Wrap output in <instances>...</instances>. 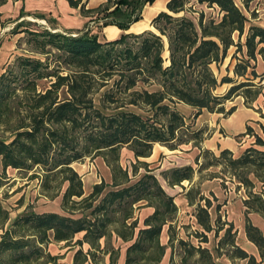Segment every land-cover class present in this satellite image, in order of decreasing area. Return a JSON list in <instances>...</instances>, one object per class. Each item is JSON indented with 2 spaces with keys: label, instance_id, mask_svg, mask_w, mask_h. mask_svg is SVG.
Here are the masks:
<instances>
[{
  "label": "trees",
  "instance_id": "obj_1",
  "mask_svg": "<svg viewBox=\"0 0 264 264\" xmlns=\"http://www.w3.org/2000/svg\"><path fill=\"white\" fill-rule=\"evenodd\" d=\"M66 1L71 7L80 8L83 16L102 22L103 27L115 25L123 34L113 41H101L99 34L90 29L76 35L49 30L33 32L37 52L52 55L55 51L57 67L50 69L40 59L25 58L21 60L20 76L13 79L5 73L0 75V116L10 107L12 94H16L11 83L20 78L26 83L22 98L29 104L26 116L18 118L16 125L6 120L12 138L0 137V157L4 172L8 168L30 172L38 167L45 193L66 183L63 208L67 210L69 204L80 206L81 216L28 209L6 229L9 214L0 209L5 215L0 264H56V257L46 254L45 247L52 240L71 243L81 232L84 236L76 244L87 242L95 247L101 239L115 233L124 242H132L126 264H159L167 249L161 243V233L164 225L173 221L178 207L149 165L139 158L149 157L155 144L176 150L203 141L202 128H195V123L188 121L181 106L192 109L194 121L204 111L231 115L235 108L226 111L224 102L241 90L248 99L264 95L263 87L254 83L264 73L259 74L252 63L259 55L264 59V27L251 24L247 30L250 20L235 0H198L211 8L217 7L220 15L218 21H205L202 14L198 28L190 18L175 16L185 10L188 0H170L168 11L160 12L151 23L158 33L152 30L126 33L143 18V7L155 0H114L113 5L112 0H107L96 8H86L83 0ZM7 2L0 0V7ZM22 14H25L23 7ZM232 47L236 48L232 58L238 59L233 72L242 80L230 76L219 80L212 65L222 63ZM166 51L168 58L164 55ZM64 70L66 75L62 74ZM47 78L53 79L50 86L39 91V82ZM223 84H231L229 91L225 95L216 94ZM64 88L66 96L62 97ZM260 127L264 134V124ZM251 131L248 126L244 135ZM255 143L262 146L264 139L258 135ZM123 148L132 151L137 160L131 171L120 163ZM86 157L103 158L111 170L112 181L102 178L84 196L83 181L73 163ZM201 157L202 152L197 163ZM215 159L225 162L247 188L255 187L250 175L264 181V150L250 147L239 156L223 150ZM209 165L212 164H201L199 171ZM142 167L146 172L140 175ZM195 171L192 165L177 167L164 172V178L170 186L182 185L193 181ZM38 174H32L30 179L41 176ZM59 194L58 191L49 195L56 198ZM196 195L192 188L187 191L189 203L197 204L195 216L204 230L202 239L207 242V233L215 229L210 213L213 204L204 195L198 199ZM141 203L155 209L142 228L139 219H134L135 206ZM244 205L246 236L258 248L263 262L264 233L253 224L249 214L264 215V196L250 193ZM169 230L170 245L176 239L172 224ZM232 230L231 224L227 234ZM178 243L184 249L183 263L197 252L201 260L216 264L208 248L193 246L183 239H178ZM231 247L230 258L259 264L254 255L233 239ZM80 255L79 250L75 264L88 259L87 255ZM113 256L115 264L119 255Z\"/></svg>",
  "mask_w": 264,
  "mask_h": 264
},
{
  "label": "rangeland",
  "instance_id": "obj_2",
  "mask_svg": "<svg viewBox=\"0 0 264 264\" xmlns=\"http://www.w3.org/2000/svg\"><path fill=\"white\" fill-rule=\"evenodd\" d=\"M156 1L157 0L154 2L155 4H146L143 7V18L136 24L134 23L132 27L134 30L144 25H149L148 29L144 31L152 30L158 33L151 23L153 19L162 12L160 9L164 6V3L162 0ZM235 1L244 13L252 18L253 21H263L264 0ZM64 2L65 0H8L5 5L0 7V12L2 13V16L0 17V75L5 73L13 79L15 76H20L22 72L21 60L25 58L40 59L48 63L50 69L57 67L55 51H53L52 55H45L37 52V45L33 40V32H44L49 30L53 33L60 32L76 35L78 34V31H86L87 29H90L92 32L99 34L101 41H113L123 34V31L117 26L108 25L113 27L112 30L116 27L120 31L116 38L110 39L109 37L112 35V32L109 31L110 27L108 28L109 30L106 29V31L105 27L107 26L103 27L102 22H97L96 19L91 20V17L83 16L80 8H73L68 5V2V4ZM106 2L107 0H83L86 8H96L101 4H106ZM113 3L114 0L111 1L110 5H113ZM22 7L24 8L25 14L20 15ZM158 10L159 12L152 17V15ZM164 11H168V9ZM202 14L205 16V21L210 19L218 21L220 19L217 7L211 8L207 3H199L198 0H188L185 10L179 14H175V16L188 17L195 22L198 28H200L199 23ZM94 16L96 17L97 15L94 14ZM20 23H23L24 25L19 27L18 25ZM250 23L251 22L247 25V30L252 24ZM126 33L134 32L128 30ZM235 38L237 39V36H235ZM165 41L166 47H168L166 38ZM235 50L236 48L232 47L229 51V56L222 63L219 65H212V70L219 80L225 76H230L238 81L242 80L235 77L233 72V69L238 62V59L232 58V54ZM164 55L165 58H168V51H166ZM238 56L242 55L239 54ZM252 63L256 64V70L262 75L263 69L262 67L257 68V60ZM62 74L66 75L67 71H62ZM258 80L259 79H256V82L259 83ZM52 81V78L41 80L37 89L39 91L45 90L50 86ZM260 81H264V78H261ZM11 86L16 89V94H12L13 98L10 100V107H7L3 115L0 116V137L6 138L7 140L12 138V135L9 130V124L7 125L6 120H9L11 125H16L18 118L26 116L25 110L29 107L28 102L22 98L23 94H25V81L20 78L18 81L12 82ZM230 87L231 84H223L218 87L215 93L218 95H225ZM65 91V88L61 91L62 97L66 96ZM258 98L253 100L251 96L248 99L241 90L237 95L232 96L224 102V108L228 111L234 107L236 111L239 106L244 105L257 112L259 114L258 116L263 117L262 111L264 109L261 107L262 103L259 102ZM180 110L186 114L189 122L195 123V128H202L203 141L182 145L175 151H171L168 147V149H166L156 146V149L152 152L149 158L139 159V161L145 162L149 165V169L158 177L163 187L170 194L177 197L178 204L180 205L181 210L178 219L176 217L174 223L176 239H174L169 245L172 249L170 264H209L206 259L201 260L200 255L197 252H194V254L183 263V257L185 256L184 249L179 246L178 239H183L196 247L202 246L208 248L213 254L216 264H248V260L246 259L230 258L232 250L231 240L233 239L235 240L236 245L243 248L249 254L254 255L259 264H264V261L261 262L258 248L248 240L244 233L246 224L244 214L246 210L243 208V204L245 200L249 198L250 193H258L264 196V181L261 178L250 175L255 187L247 188L233 175V171L226 167L225 162L220 163L215 159V157H219L220 154L211 151L212 141L210 139L214 136L216 130H218V133L222 134L224 137L228 135L225 132V128H219L217 123L215 124L216 118L225 119L230 115L227 116L224 113H221L211 116L209 112L204 111L202 115L193 121L191 117L193 111L191 108L181 106ZM254 126L255 128L251 127L252 131L248 135L249 137H254L252 139L256 142V136H258L256 131L259 130V127L257 125ZM222 136L219 138H222ZM196 144H198V146H195ZM248 146L249 145L247 144L243 150L250 148ZM199 150L202 152V157L200 158L199 163H197ZM203 150H209L210 153L207 154L203 152ZM136 162L137 160L132 151L127 148L121 150L120 163L123 167L132 169L133 163ZM208 163L212 165L206 166L199 171L201 164L207 165ZM187 165H192L196 170L193 181H185L182 185H176L174 187L169 186L167 180L164 178V172ZM73 167L81 176L83 184L86 187L85 195L90 193L91 187L95 182L100 180V177L103 178L104 176L108 178L109 176L104 160L101 157L93 159L86 157L81 161L73 163ZM145 172L146 170L144 167L139 171L140 175ZM35 173L40 174L38 167H35L30 172L18 171L12 168H8L7 171L4 172L2 163L0 162V209L9 214V219L6 222L5 227H10L16 217L23 214L28 209L35 210L36 212L54 211L76 218L81 216V210H79L80 206H72V204H69L67 210L63 208V194L67 188L66 183L62 184L59 188H51L47 191L48 193H45L42 189L43 176L41 174L38 178L30 179V176ZM53 185L56 186V183H53ZM191 188L197 192V199L200 195H204L212 200L213 205L210 209V213L212 224L215 229L212 232L207 233V242H204L202 239V233L204 232L203 228L196 223L194 218L197 204L195 206H188L186 203H182L184 194L185 197H187V190ZM58 191L60 192L59 196L51 198L49 194H54ZM146 207L147 206L142 205V208L140 207L136 212L139 218L144 217L147 212ZM4 216V213L0 211V233ZM249 216L253 224L258 226L264 233V215L252 212ZM231 224L233 225V230L229 235L226 230ZM178 226L180 227L179 229H177ZM112 228H114V226H112ZM165 237L166 234L161 237L162 242H166ZM77 240L78 239H74L71 243H56L53 241L45 247V253L55 256L56 264H72V262L75 264L76 254L79 250L82 251V256H80L84 257L87 255L88 260H91L92 264H113V255L115 254V256H118L121 250L126 248L124 243H120V241L116 239L115 234L111 237L108 236L105 239H101L95 247H92L87 242L83 245L76 244L75 242Z\"/></svg>",
  "mask_w": 264,
  "mask_h": 264
},
{
  "label": "crops",
  "instance_id": "obj_3",
  "mask_svg": "<svg viewBox=\"0 0 264 264\" xmlns=\"http://www.w3.org/2000/svg\"><path fill=\"white\" fill-rule=\"evenodd\" d=\"M158 1V0H157ZM156 1V2H157ZM163 1V3H164V6L160 9L161 11H164V10H167L166 9V4L170 1V0H162ZM64 3H66V4H68L67 3V1L65 0V2ZM155 4V3H154ZM69 5V4H68ZM159 12V10L158 11H156L153 15H152V17L155 15V14H157ZM248 18H250L248 15H246ZM250 22L253 24V25H258V26H261V27H264V19H263V21H261V22H255V21H253V19L252 18H250ZM137 23V22H136ZM135 23V24H136ZM250 23V24H251ZM134 25V24H133ZM133 25L131 26V28L129 29V31H131V32H134V33H141V32H143L144 30H146V29H148V26H142V27H140V28H137L136 30H134L132 27H133ZM110 27V28H109ZM112 26H107V27H105V30L107 29V30H109V31H111L112 32V35L109 37L110 39H114V38H116L117 36H118V34H119V29L118 28H114V30H112L113 29V27L111 28ZM109 28V29H108ZM106 30V31H107ZM260 67H262V69H263V73H264V59L262 58V56H258V58H257V68H260ZM258 72V71H257ZM259 73V72H258ZM264 78V77H263ZM257 79H259L258 81H259V83L258 82H256V80H254V83L255 84H259V85H261L262 87H263V93H264V81H260V79L261 78H257ZM261 97V98H260ZM259 98H258V100H259V102H261L262 104V108L264 109V95H261ZM262 113H263V116H264V110L262 111ZM215 114H221V113H210V115L211 116H213V115H215ZM259 114L257 113V112H255V111H253L251 108H248V107H245L244 105L243 106H239L237 109H236V111H234L228 118H225V119H220V118H216V121H215V124L217 123V125H218V127L220 128V127H223V128H225V132L228 134L226 137H224V136H222V134H219L218 133V130H216L215 131V134H214V136L210 139L212 142H211V151L212 152H214V153H218V154H220L221 153V151H223V150H230L235 156H239V155H241L244 151H245V149L243 150V148L248 144L249 146L248 147H255V148H257V149H260V150H264V145H257V144H255V140H253L252 138H254V137H249V135L248 134H246V135H244L245 133H246V131H247V127L248 126H250V127H252V128H255V126L254 125H257L258 127H259V130L258 131H256V134L257 135H259V136H261L263 139H264V134H263V132H262V129H261V127H260V125L261 124H264V117H260V116H258ZM212 118V117H211ZM213 120V119H212ZM218 122H219V124H218ZM215 127V126H214ZM218 128V129H219ZM220 136H222V138H219ZM237 139H239V140H237ZM209 140V141H210ZM156 146H160V147H162V148H166V149H168L166 146H163V145H161V144H155L154 145V148H153V151L156 149L155 147ZM152 151V152H153ZM171 151H175V150H171ZM200 152H201V150H199V154H200ZM133 153V152H132ZM238 153V154H237ZM134 154V153H133ZM198 154V155H199ZM150 157V156H149ZM149 157H144V158H139V159H147V158H149ZM2 158L0 157V162L2 163ZM104 164H105V166H106V168H107V170H108V178L107 177H104L103 176V178L105 179V181L106 182H111L112 181V174H111V170H110V168L106 165V163H105V161H104ZM2 166H3V164H2ZM126 168V167H125ZM129 170L131 171L132 169L131 168H129ZM159 180V179H158ZM102 181V177H100V180L98 181V182H95L94 183V185L95 184H98V183H100ZM159 182H160V180H159ZM168 182V181H167ZM160 184H161V182H160ZM169 184V183H168ZM94 185L91 187V191H90V193L92 192V190H93V187H94ZM162 185V184H161ZM170 186V185H169ZM176 186V185H175ZM162 187H163V185H162ZM171 187H174V186H171ZM164 188V187H163ZM165 189V188H164ZM83 190H84V196H87V195H85V193H86V187L84 186V184H83ZM165 191L169 194V195H171V196H173L174 197V202H175V204L177 205V207H178V210H177V212H176V215H175V217H174V219H173V221H171V222H169L168 224H166V225H164V227H163V230H162V233H161V237L162 236H164V234H166V237H165V240H166V242H162V240H161V243L163 244V245H167V249H166V253H165V256L163 257V259H162V261L159 263V264H170V261H171V252H172V249H171V246H169V243H168V240H169V227H170V224H172V226L175 228V221H176V217H177V219H178V215H179V213H180V205L178 204V199H177V197H175L174 195H172V194H170L166 189H165ZM188 191V190H187ZM89 193V194H90ZM187 197H185V194H184V196H183V199H182V203L184 204V203H186V205H188V206H195L196 205V203H194V204H190L189 203V200L188 199H186ZM182 204V205H183ZM142 205H144V204H137L136 206H135V213H134V219H136V218H138L139 219V226H140V228H142V227H144V224H143V222H144V220L148 217V216H150V215H152L153 213H154V211H155V209L153 208V207H149V206H147L146 207V210H147V212L145 213V215H144V217L143 218H139V216H138V214H136V212L139 210V208H140V206H141V208H142ZM243 208H244V210H246V207H245V205L243 204ZM43 212H54V211H43ZM43 212H39V213H43ZM244 213V212H243ZM244 217H245V214H244ZM194 218H195V220H196V223H197V219H196V216H194ZM9 226H7V227H5L6 229L8 228ZM180 227L178 226L177 227V229H179ZM244 230H245V228H244ZM138 231V230H137ZM2 229H1V233H0V240H1V235H2ZM244 233L246 234V232L244 231ZM115 234V233H114ZM83 236H84V232H81V233H78V234H76L75 235V237H74V239L76 240V239H82L83 238ZM115 237H116V239H118L119 241H120V243H124L125 244V249L124 250H121V252H120V254H118L119 255V257H118V259H117V261L118 262H116L115 264H126V259H127V250H128V247L132 244V242H124L121 238H118L117 237V235L115 234ZM247 237V236H246ZM74 239H73V241H74ZM51 242H53V240L51 241ZM50 242V243H51ZM54 242H56V241H54ZM63 243H67L66 241H62ZM61 242V243H62ZM251 242V241H250ZM49 243V244H50ZM56 243H59V242H56ZM86 244V243H85ZM253 244V243H252ZM118 249V248H117ZM119 251H120V248H119ZM49 264H51V263H49ZM72 264H74L73 262H72ZM83 264H92L91 263V260H86L85 261V263H83Z\"/></svg>",
  "mask_w": 264,
  "mask_h": 264
}]
</instances>
